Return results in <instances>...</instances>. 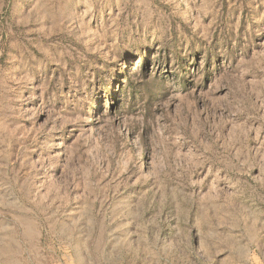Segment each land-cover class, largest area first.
I'll return each mask as SVG.
<instances>
[{
  "label": "rangeland",
  "instance_id": "374dc122",
  "mask_svg": "<svg viewBox=\"0 0 264 264\" xmlns=\"http://www.w3.org/2000/svg\"><path fill=\"white\" fill-rule=\"evenodd\" d=\"M0 264H264V0H0Z\"/></svg>",
  "mask_w": 264,
  "mask_h": 264
},
{
  "label": "trees",
  "instance_id": "16d2710c",
  "mask_svg": "<svg viewBox=\"0 0 264 264\" xmlns=\"http://www.w3.org/2000/svg\"><path fill=\"white\" fill-rule=\"evenodd\" d=\"M149 62L148 61H143V63H141V68H143L144 70H145V72H144V76H146V74H147V72H148V70H147V64H148ZM120 78V77H119Z\"/></svg>",
  "mask_w": 264,
  "mask_h": 264
}]
</instances>
